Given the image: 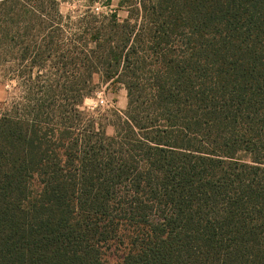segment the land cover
Here are the masks:
<instances>
[{"label": "trees", "instance_id": "obj_1", "mask_svg": "<svg viewBox=\"0 0 264 264\" xmlns=\"http://www.w3.org/2000/svg\"><path fill=\"white\" fill-rule=\"evenodd\" d=\"M86 3L0 0V264H264V0Z\"/></svg>", "mask_w": 264, "mask_h": 264}, {"label": "rangeland", "instance_id": "obj_2", "mask_svg": "<svg viewBox=\"0 0 264 264\" xmlns=\"http://www.w3.org/2000/svg\"><path fill=\"white\" fill-rule=\"evenodd\" d=\"M58 2V10L62 16L79 15L87 5L86 0H58ZM113 5H115V1ZM101 10L105 9L101 8ZM16 75L8 66H0V114L8 110L13 102L22 95ZM94 83L96 87L92 94L84 100L81 109L97 121H101L106 135L111 136L113 134L112 112L125 111L126 91L122 86L101 83L97 79L94 80ZM110 258H115V254L110 252Z\"/></svg>", "mask_w": 264, "mask_h": 264}]
</instances>
